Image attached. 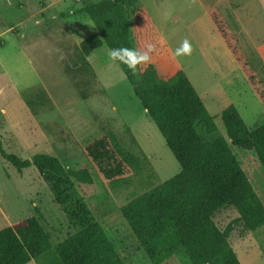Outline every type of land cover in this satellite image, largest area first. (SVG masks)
<instances>
[{
	"label": "rangeland",
	"instance_id": "obj_1",
	"mask_svg": "<svg viewBox=\"0 0 264 264\" xmlns=\"http://www.w3.org/2000/svg\"><path fill=\"white\" fill-rule=\"evenodd\" d=\"M100 1L105 0H0V141L22 158L54 156L67 171L87 162L83 147L107 133L144 157L148 166L117 186L94 176L99 192L88 202L125 264H151L120 206L176 174L179 165L121 69L108 58L107 46L88 56L89 66L81 64L77 45L97 32L84 7ZM139 4L169 52L150 54L138 70L153 64L160 75L179 67L185 72L217 126L205 134L198 124L203 139L226 136L221 110L229 104L237 106L247 126L264 122V100L247 83L207 14L212 6L221 11L264 85V0H127V15ZM185 38L191 53L173 56ZM229 145L264 204V168L255 152ZM31 216L53 244L77 231L34 166L19 172L0 158V228ZM233 220L228 241L241 264H264V225L245 231L231 206L213 216L220 230ZM161 264L192 263L179 251Z\"/></svg>",
	"mask_w": 264,
	"mask_h": 264
},
{
	"label": "trees",
	"instance_id": "obj_2",
	"mask_svg": "<svg viewBox=\"0 0 264 264\" xmlns=\"http://www.w3.org/2000/svg\"><path fill=\"white\" fill-rule=\"evenodd\" d=\"M127 0H105L84 7L94 24L93 33L78 43L81 64L97 48H133L164 56L169 47L146 8L136 5L131 16ZM207 14L255 95L264 100V85L240 50L221 11L212 6ZM155 124L179 165V171L154 187L134 195L120 206L138 244L151 264H161L182 251L192 264H241L228 236L237 220L220 230L213 221L220 209L231 206L245 231L264 225V204L253 188L230 144L253 150L264 168V122L250 129L237 108L221 112L224 136L205 140L216 131L213 117L191 81L180 68L159 74L153 64L133 72L115 60ZM229 140V142H228ZM87 162L67 171L59 159L38 153L22 158L8 152L0 141V158L16 171L34 166L50 186L54 201L77 231L53 244L34 217L0 228V264H125L102 226L94 220L88 199L99 192L95 181L117 186L136 169L148 166L141 155L126 150L112 133L103 134L83 147Z\"/></svg>",
	"mask_w": 264,
	"mask_h": 264
},
{
	"label": "clouds",
	"instance_id": "obj_3",
	"mask_svg": "<svg viewBox=\"0 0 264 264\" xmlns=\"http://www.w3.org/2000/svg\"><path fill=\"white\" fill-rule=\"evenodd\" d=\"M147 51L140 52L133 48H110L107 51L108 58L110 60H119L125 63L133 72L136 71V66L140 63H148L151 59L150 53L154 50V45L148 43L146 45ZM192 51V45L190 41L185 38L179 47L176 48L173 56L188 55Z\"/></svg>",
	"mask_w": 264,
	"mask_h": 264
},
{
	"label": "crops",
	"instance_id": "obj_4",
	"mask_svg": "<svg viewBox=\"0 0 264 264\" xmlns=\"http://www.w3.org/2000/svg\"><path fill=\"white\" fill-rule=\"evenodd\" d=\"M234 62V61H233ZM234 64V63H233ZM180 68V67H179ZM237 71H238V68H237ZM194 87V86H193ZM195 88V87H194ZM196 90V89H195ZM197 91V90H196ZM198 93V95L200 96V98L202 99V97H201V95L199 94V92H197ZM203 101V100H202ZM228 106V105H227ZM226 106V107H227ZM235 107H237V106H235ZM225 107H223L222 108V110H221V112L223 111V109H224ZM239 112V111H238ZM263 123V122H262ZM259 125V124H258ZM258 125H256V126H258ZM255 126V124L254 125H252V126H248L250 129H253V128H255L256 127Z\"/></svg>",
	"mask_w": 264,
	"mask_h": 264
}]
</instances>
